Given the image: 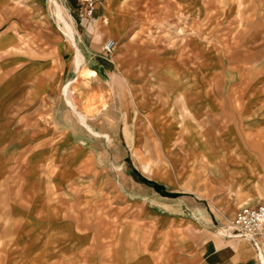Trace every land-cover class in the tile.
Instances as JSON below:
<instances>
[{"label":"crops","instance_id":"0c3cea01","mask_svg":"<svg viewBox=\"0 0 264 264\" xmlns=\"http://www.w3.org/2000/svg\"><path fill=\"white\" fill-rule=\"evenodd\" d=\"M227 1L97 0L72 42L50 0H0V264H264V230L257 249L219 229L264 204V0ZM179 14L199 36L167 48L148 34ZM216 36L248 76L228 108L211 77L230 53L212 50ZM81 68L105 97L87 115L96 133L73 127L84 95L75 110L63 97Z\"/></svg>","mask_w":264,"mask_h":264},{"label":"rangeland","instance_id":"374dc122","mask_svg":"<svg viewBox=\"0 0 264 264\" xmlns=\"http://www.w3.org/2000/svg\"><path fill=\"white\" fill-rule=\"evenodd\" d=\"M75 1L73 0L72 7L73 11L67 12L65 11L62 7V5L57 2V0H50V2L53 4V9H54V14L53 18L56 22V26L58 28V32L63 36L64 38H68L72 42H74L75 37L80 35L86 36V29L85 25L88 20H85L80 13L76 10V5ZM248 5L251 4V0H244ZM77 2V1H76ZM228 2L227 0H210V6L211 8H215V10H218L219 6L224 5L225 3ZM238 2V1H237ZM241 3V0L240 2ZM260 3V2H259ZM255 4V2H254ZM215 11V12H216ZM210 24H211V30L213 29L214 33L217 32L216 30V24L219 21L218 14L216 16H213V13H210ZM70 19L73 20L74 26L71 25ZM191 22L188 20H185L183 18V14H179L177 18L173 21H163V24L161 25V28H156V29H150L149 30V35L150 36H155V35H160L163 38H165V42L167 43L166 45H163L167 48H177L179 46H184L186 42L189 40L191 37H196L199 36L202 30V25L201 22H196L194 21V25L191 27ZM216 41L213 43L211 42L212 45V50L213 51H227L230 52L227 55V59L223 61H211V64L213 65V69L215 71L211 75L212 78H214V84H218L219 86H224L226 89L224 94H220L221 96H224V99L226 101V108L232 106L233 103V96H235V90L234 87H240L239 85H243L248 81V76L241 72H236L235 69L238 68L239 61L236 59L237 55L233 54V45L231 44H226V38H217L215 37ZM218 40L223 41V44H219ZM226 44V45H225ZM81 55L79 53V50H77V57H76V64L77 67L81 64ZM196 59V58H195ZM242 63H251V61H245ZM246 67H249L246 65ZM242 68L243 65H242ZM164 74V73H163ZM96 73L90 69L86 68H81L78 70L75 75L67 80L64 84V91H63V97L67 101V103L75 110L76 105H77V96L81 92V96L84 95L82 100H85L87 102V105L84 110H79L82 111L83 114H79L80 120L84 126H73L75 129H77L79 132L81 131L82 134L90 131L92 133H96L90 124L87 123V115L90 116L93 112H95L96 109L90 108L93 107L94 104L97 100H100L101 102H105V97L102 94H96L94 91V84L91 80L92 77H94ZM237 85V86H236ZM221 90V89H220ZM84 93V94H83ZM212 94V93H211ZM211 102L215 100V98H212V95L210 97ZM27 111V108L25 109L24 107H21L18 109V114L20 117L21 115H25ZM85 114V115H84ZM25 126V125H24ZM26 127V126H25ZM87 129H86V128ZM88 130V131H87ZM91 143L93 142L94 145H97L98 148H102L104 151V148L106 147V144L108 142L104 141H90ZM109 144H113L115 149L121 150L122 148V142L120 141H115V142H109ZM110 146V145H109ZM30 147V146H29ZM96 147V146H95ZM20 157V156H19ZM105 158H101V164L104 166ZM25 165L24 159L21 157L19 158V173H18V181L21 182L23 178V174L20 170H22V167ZM116 167H119L120 164L115 163ZM23 189L18 190V194L21 195L24 192ZM71 212H74V209L71 210ZM74 214V213H73ZM233 221V220H232ZM232 228V222L227 221L226 225L224 227L219 228L222 234H225L226 236L227 233L231 232ZM230 237V236H229ZM246 240V239H245ZM255 245V244H254ZM255 247L259 249V246ZM49 264H58L57 258H52L49 260ZM68 264V263H67ZM69 264H74V263H69Z\"/></svg>","mask_w":264,"mask_h":264},{"label":"built area","instance_id":"2783aa9c","mask_svg":"<svg viewBox=\"0 0 264 264\" xmlns=\"http://www.w3.org/2000/svg\"><path fill=\"white\" fill-rule=\"evenodd\" d=\"M81 16L85 20H92L95 15L97 0H77ZM116 46L114 40L109 39L104 44L107 52H112ZM264 230V204L245 205L232 221L231 232L228 236L236 239H246L258 246L257 238Z\"/></svg>","mask_w":264,"mask_h":264}]
</instances>
